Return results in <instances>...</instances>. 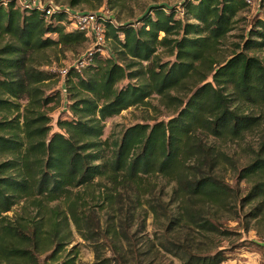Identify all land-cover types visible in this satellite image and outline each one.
Returning <instances> with one entry per match:
<instances>
[{
    "label": "trees",
    "instance_id": "obj_1",
    "mask_svg": "<svg viewBox=\"0 0 264 264\" xmlns=\"http://www.w3.org/2000/svg\"><path fill=\"white\" fill-rule=\"evenodd\" d=\"M83 1L70 0V6ZM259 3L264 6V0ZM249 6L246 0H184L182 9L152 5L128 23L107 19L113 52L95 50L81 72L70 71L65 81L70 113L57 119L60 129L54 130L48 106L59 104L63 94L46 92L55 74L41 68L48 64L44 54L89 38L68 29L73 13L66 8L48 17L44 9L25 8L17 0L0 3V264H39L40 254L51 249L55 259L71 222L87 239L90 213L80 212L81 195L73 198L77 188L98 187L103 193L108 213L113 212L103 237L120 264L126 261L115 241L126 237L131 215L117 206L130 192L155 218L168 219L170 234L181 226L224 233L222 216L232 209L240 214L246 203L255 205L244 217L264 214V19L254 20L230 55L220 52ZM160 48L174 59L164 61ZM154 95L173 110L170 118L145 119L120 136L105 137L109 118L134 106H152ZM253 134L258 136L254 156L232 166L235 187L220 173L234 160L217 141ZM151 178L173 185L169 196L176 211L160 215L164 204L154 202L159 183ZM242 180L250 184L244 196L238 188ZM61 199L67 211L51 206ZM22 202L21 211L29 213L9 215ZM118 213L126 215L121 224L115 223ZM161 246L177 256L187 252L186 264H220L226 258L218 247L213 253L191 252L171 237ZM100 247L96 244L97 264L111 263Z\"/></svg>",
    "mask_w": 264,
    "mask_h": 264
},
{
    "label": "rangeland",
    "instance_id": "obj_2",
    "mask_svg": "<svg viewBox=\"0 0 264 264\" xmlns=\"http://www.w3.org/2000/svg\"><path fill=\"white\" fill-rule=\"evenodd\" d=\"M5 0H0L2 3ZM19 4L27 0H17ZM36 5H51L56 9L66 8L72 13L78 14L82 12H100L104 11L107 17L117 22L128 23L136 21L150 6L156 4H165L167 7H177L182 9V2L184 0H85L78 3L75 7L70 6V0H30ZM260 0H251L249 8L240 13L238 22L235 29L230 32L227 39L223 42L220 48L221 56H228L235 51L236 44L241 41V36L247 33L248 29L254 20L260 18L264 19V6H260ZM107 29V28H106ZM55 36V35H54ZM102 53L106 56L111 55L114 48V40L107 36L103 42ZM101 47L96 44L94 39H89L82 45L74 47L56 46L47 49L45 54L48 64H43L41 68L51 71L55 74L52 80L46 83L45 89L47 94L54 91H61L63 94L62 101L58 104L52 102L49 104V113L53 118L52 125L54 130H59L57 119L69 115V110L66 107L68 98L66 96V77L63 78L58 69L61 67H68L74 61L81 58H86L87 55L94 49ZM164 61L174 59L170 56L168 50L163 48L159 49ZM252 54V52H251ZM264 56V52L260 54ZM152 106H134L127 110L122 111L120 114L109 118L106 122L105 137L111 133L115 136H120L123 130L137 122L149 119L152 121L154 118L168 119L173 115V110L165 106V104L156 95L150 99ZM218 145L228 151L229 159H233V164L224 163L220 168V173L226 178L230 184L236 186V176L234 175L233 167H241L249 162L254 156V150L258 146L257 135H247L244 138L235 140H218ZM229 161V160H225ZM151 181H158L154 202L164 204L161 210L162 215L165 211H176V204L170 201V193L172 191V184L166 179L151 178ZM250 184L242 180L239 182V192L244 196ZM93 188V189H92ZM161 189V191H160ZM79 193L80 199L79 210L84 214L90 213L86 225V232L88 229L91 232L96 230L95 233H88L86 239L77 230L73 222H71V232L65 239L66 244L62 252H59L55 259L49 257L54 249L48 253L44 252L38 257L39 264H57L67 258H74L75 264H97L96 258V244L101 247V255L103 257L110 256L111 263L107 264H120L116 260V254L111 249L109 241L103 237L107 220L112 217L113 212L108 213V208L105 206L103 200V193L98 187H91L89 189L77 188L74 189L73 198L77 197ZM134 195L130 192V196H122L124 201L120 200L118 208L128 209L130 211L131 219L125 229L127 231L126 237L117 239L115 241L119 252L123 255V260L126 264H186L188 258L187 252H179V256L167 251L161 246L168 237L177 241L179 245L184 241L190 246L191 252L212 251L215 248L221 249L225 252L226 258L220 264H264V214L259 215L257 218L251 216L244 217V214L250 209L253 204H245L240 214L236 209L225 213L220 220V226L224 233L216 234H202L197 232L195 228L181 226L178 230L170 234L166 230L168 219L164 216L155 218L151 213L150 208L141 201L133 202ZM150 197V196H148ZM144 199V198H143ZM69 202V201H68ZM24 202L16 205L14 212H22L27 215L29 211H21ZM58 205L62 210L67 211V201L64 199L51 203V206ZM32 211V210H31ZM119 218L116 219L117 224H121L120 219L126 218V215L118 213ZM121 230V227L119 226ZM68 231V230H67ZM119 257V255H118Z\"/></svg>",
    "mask_w": 264,
    "mask_h": 264
},
{
    "label": "built area",
    "instance_id": "obj_3",
    "mask_svg": "<svg viewBox=\"0 0 264 264\" xmlns=\"http://www.w3.org/2000/svg\"><path fill=\"white\" fill-rule=\"evenodd\" d=\"M246 1L248 3H251V0H246ZM20 5L25 8L37 7L40 9H44L48 17H50L57 9L61 8L59 7L56 9L51 5L39 6L30 0L24 1V3ZM71 17H72V22L68 26V29L69 30L77 29L84 32L89 39H94L96 44L100 45L101 47L92 50L90 54L86 56V58H81L77 61H74V63H72V65H69L68 67L59 68L58 72L63 78L67 77L71 70L81 72L85 67V65L89 62L90 60L89 56L92 55V53L95 50L102 52L103 49L102 45L106 39V30H107L105 22L107 19H110L113 22L112 18L107 17L104 11H100V12L88 11L78 14L73 13Z\"/></svg>",
    "mask_w": 264,
    "mask_h": 264
}]
</instances>
